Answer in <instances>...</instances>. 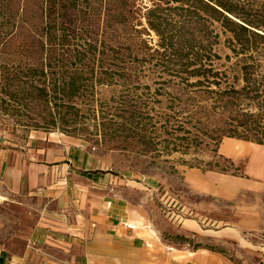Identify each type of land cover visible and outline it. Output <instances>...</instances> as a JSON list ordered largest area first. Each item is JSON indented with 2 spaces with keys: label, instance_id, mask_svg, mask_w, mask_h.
Here are the masks:
<instances>
[{
  "label": "rangeland",
  "instance_id": "obj_1",
  "mask_svg": "<svg viewBox=\"0 0 264 264\" xmlns=\"http://www.w3.org/2000/svg\"><path fill=\"white\" fill-rule=\"evenodd\" d=\"M216 1L75 0L77 17L48 29L40 0H0V239L22 227L81 244L86 223L106 209L104 220H145L172 253L219 250L184 223L211 231L240 218L195 189L208 174L237 175L218 155L222 131L244 115L264 127V105L240 77H263L264 40L224 32ZM220 1L264 28V0ZM46 56L53 68L31 74L29 65ZM86 67L105 75L78 82L73 97L54 92L60 75ZM34 87L46 88V103L28 97ZM130 115L152 140L148 153L136 144L140 132L122 125ZM256 225L244 242L226 239L228 264H264V222Z\"/></svg>",
  "mask_w": 264,
  "mask_h": 264
},
{
  "label": "crops",
  "instance_id": "obj_2",
  "mask_svg": "<svg viewBox=\"0 0 264 264\" xmlns=\"http://www.w3.org/2000/svg\"><path fill=\"white\" fill-rule=\"evenodd\" d=\"M218 155L232 164L237 175L208 174L198 182L200 184L196 183L195 193L210 198L212 208L216 207L215 203H225L240 218L225 228L211 231L200 229L191 221H185L184 226L195 234L210 236L216 244L213 246H218L219 250L201 248L189 252L184 249L172 253L164 239L158 240L145 225V220L116 217L104 220L108 215V210L104 209L100 211L103 217L99 215L86 223L81 244L69 238L58 240L37 228L17 227L11 236L0 239V264H228L220 251L232 247V242L227 240L244 242V235L257 226L256 223L264 222V146L227 138L220 143ZM31 170L45 169L34 165ZM10 178L11 173L8 180L15 185L18 179ZM251 219L256 221L253 227ZM46 242L53 246L50 253L40 248ZM31 249L39 252L33 254Z\"/></svg>",
  "mask_w": 264,
  "mask_h": 264
},
{
  "label": "trees",
  "instance_id": "obj_3",
  "mask_svg": "<svg viewBox=\"0 0 264 264\" xmlns=\"http://www.w3.org/2000/svg\"><path fill=\"white\" fill-rule=\"evenodd\" d=\"M208 1V0H207ZM41 13L39 15V19L41 17V22L48 25V29L52 26L59 24H64L67 20L70 21L71 17H77L78 13L80 12L77 10L75 5V0H40ZM37 10V11H38ZM213 12L218 15L217 20L221 23L222 29L224 32H230L231 35L237 42H240L242 37L245 34L250 35V37H256L258 39L264 40V28L259 24H248L246 21L240 19L230 8L222 3V1H216L215 7L213 8ZM27 13V9L24 11ZM95 13V11H94ZM110 13V10L107 11V14ZM148 15L152 13V10L147 11ZM122 18H125L124 15H121ZM238 20L239 22H237ZM149 27L154 30L158 37H161V33L157 27L156 22H151L149 19L147 20ZM253 27L258 30L261 28L262 30H258L259 33L250 31L248 27ZM49 47L48 41H41V48L39 49L42 52H46L44 48L47 49ZM50 51H48L49 53ZM50 56H46L43 58V61L40 60L39 63H33L32 67H28L31 74H40L44 76V69L53 68L51 63ZM45 61V63H44ZM76 61H80L79 58H76ZM90 61V60H88ZM102 75H105L101 71H95L92 67H86L85 73L80 70L79 72H73L69 77L65 78L60 75L58 85H54V92L58 93L62 96L73 97L79 91L80 85L78 82L82 80H89V82L96 81L100 82V78ZM240 77L245 83L243 91H247L251 94H254L253 97L250 99L253 101H257V104L264 105V75L258 81H255L251 78V73L244 71L240 73ZM257 84V85H256ZM35 92L32 95L28 93V97L32 100H37L38 102L46 103L47 98V91L46 88L34 87ZM246 93V94H249ZM248 98V97H244ZM262 106H260V111H262ZM247 118L248 120L244 119ZM242 119L239 121L237 125L232 127L231 129H226L222 131L226 134L227 138L237 139L252 142L261 146H264V127L256 126V118L255 115H244ZM122 125L125 128L126 126L131 128L132 130L140 132V135H136L137 142L139 148H142L140 151L144 153H148V151L152 150V140L150 137H146L145 134L141 135L143 129H139L138 127L141 126L140 123H137L132 115L129 117L122 119ZM144 133V132H143Z\"/></svg>",
  "mask_w": 264,
  "mask_h": 264
}]
</instances>
